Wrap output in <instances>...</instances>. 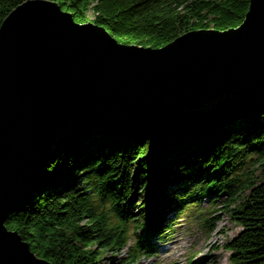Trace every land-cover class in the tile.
<instances>
[{
  "label": "water",
  "instance_id": "water-1",
  "mask_svg": "<svg viewBox=\"0 0 264 264\" xmlns=\"http://www.w3.org/2000/svg\"><path fill=\"white\" fill-rule=\"evenodd\" d=\"M241 25L161 48L119 42L54 0H27L0 26V264H54L6 223L43 190L62 149L105 127L151 140L264 110V0Z\"/></svg>",
  "mask_w": 264,
  "mask_h": 264
},
{
  "label": "trees",
  "instance_id": "trees-1",
  "mask_svg": "<svg viewBox=\"0 0 264 264\" xmlns=\"http://www.w3.org/2000/svg\"><path fill=\"white\" fill-rule=\"evenodd\" d=\"M25 1L0 0V26ZM54 1L78 23L92 21L121 43L153 48L195 30L238 27L250 7L249 0ZM229 125L208 138L151 140L105 127L84 131L62 149L48 184L6 225L54 264H107V255L124 251L139 229H161L162 223L138 220L134 207L181 202L168 190L185 181L193 188L183 204L197 194H227L226 213L240 227L224 244L230 260L264 264V110ZM143 193L144 200H135ZM144 249L138 241L135 256Z\"/></svg>",
  "mask_w": 264,
  "mask_h": 264
},
{
  "label": "rangeland",
  "instance_id": "rangeland-1",
  "mask_svg": "<svg viewBox=\"0 0 264 264\" xmlns=\"http://www.w3.org/2000/svg\"><path fill=\"white\" fill-rule=\"evenodd\" d=\"M229 124L217 126L200 134L208 138L210 135H216L220 128L227 127V125L230 126ZM198 134L184 135L189 138H195ZM172 187L175 190L177 185L169 186L168 195L173 194V190H170ZM145 196L146 193L140 194L135 200H144L143 197ZM213 200L215 206L211 216L214 218L212 221L213 231L200 229L190 218L186 219L182 216L181 219H177L178 213L174 214L171 212L170 207H167V200H165L163 208L162 205H160L161 208L159 207L160 203L156 200L152 201V206L154 205L153 221L159 223L162 218L169 217L175 222V228L164 239L156 237L155 241L151 242L152 245L155 243V251L144 254L143 257L139 255L132 263L130 250L135 244L133 238L129 243L130 249L129 247L126 248L129 250L118 251V253L110 252L105 262L107 264H176V259L180 258L181 264H231L229 261L230 251L226 249L224 244L228 243V240L239 233L240 227L226 213L227 195L223 194L218 198H213ZM201 204L207 205L206 199ZM147 206L140 209L139 205L135 206V213L143 216ZM202 218L203 215L201 216ZM164 249L167 250L164 252Z\"/></svg>",
  "mask_w": 264,
  "mask_h": 264
},
{
  "label": "bare ground",
  "instance_id": "bare-ground-1",
  "mask_svg": "<svg viewBox=\"0 0 264 264\" xmlns=\"http://www.w3.org/2000/svg\"><path fill=\"white\" fill-rule=\"evenodd\" d=\"M231 122H233V121H231ZM170 190H173V192H174L175 195L177 194L176 191L174 190V188H171ZM176 264H181V259L180 258H177L176 259Z\"/></svg>",
  "mask_w": 264,
  "mask_h": 264
}]
</instances>
